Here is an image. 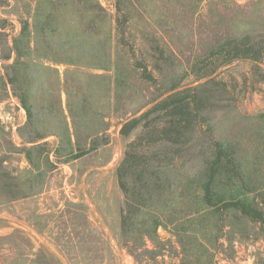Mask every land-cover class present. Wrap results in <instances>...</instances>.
Wrapping results in <instances>:
<instances>
[{"label": "rangeland", "instance_id": "374dc122", "mask_svg": "<svg viewBox=\"0 0 264 264\" xmlns=\"http://www.w3.org/2000/svg\"><path fill=\"white\" fill-rule=\"evenodd\" d=\"M244 36L264 46V0H0V264H180L176 224L184 264H211L202 243L264 264L258 225L222 202L264 209V60L212 52ZM197 87L180 142L158 141L163 112L123 135Z\"/></svg>", "mask_w": 264, "mask_h": 264}, {"label": "trees", "instance_id": "16d2710c", "mask_svg": "<svg viewBox=\"0 0 264 264\" xmlns=\"http://www.w3.org/2000/svg\"><path fill=\"white\" fill-rule=\"evenodd\" d=\"M117 4V9H119ZM217 51L220 55H222V64L235 60V59H252L256 62H260L264 60V46L263 40L261 37H254V36H244L241 38H233L229 39L226 42L218 43L212 49V52ZM217 69L214 68L209 72L205 73L200 79L209 78L212 76ZM254 69L259 70L258 66H254ZM264 82V77L263 80ZM218 82L214 79L209 80L201 87L209 86L210 84H214L215 86L219 85L220 89H225V84L221 83L217 84ZM200 88V87H199ZM198 87L194 89H188L181 92H177L162 101L155 104L152 108H150L147 112L142 114L140 117L132 119L131 121L127 122L122 129L123 135L127 136L132 131L142 127L145 130H149L146 127L141 126L143 120L147 119L151 115H154L158 112L167 113L169 119L166 121L165 124H162L160 131L157 133L160 134V139L158 141H166V142H180L187 133H192L195 130L196 120L200 113V103L201 99L197 93ZM191 92H193L191 94ZM207 98V97H206ZM205 98V99H206ZM203 99V98H202ZM154 130L149 132L151 136L153 135ZM146 134V133H145ZM128 156V155H127ZM218 159L216 164H213V167L209 169V180L204 185L203 190V205H205V209L201 213V218H212L216 215V204L217 202H221L218 200L217 202L214 201L213 192H214V179L215 175L218 173ZM126 159L123 162V166H125ZM120 173V172H119ZM122 181V179H121ZM121 187L124 190L125 194L128 195V190L124 181L121 182ZM128 200V198H127ZM223 207L226 210L236 212L241 216L249 219L250 222H253L258 225L261 232L264 235V209H261L258 204L247 202V200H236L231 199L229 201H223ZM221 202V203H222ZM123 226L126 224L127 215L125 210H123ZM191 220L194 221L196 218L191 217ZM158 223H154V227H157ZM168 226V225H167ZM159 227V225H158ZM173 229V235L177 238V244L179 246L180 251L178 252L177 257L181 260L180 264H184L187 258L186 254V244L183 242V239L179 236L180 234V225L176 224ZM202 248L204 253L211 259V264H213L214 254L212 249L208 246L203 245Z\"/></svg>", "mask_w": 264, "mask_h": 264}]
</instances>
